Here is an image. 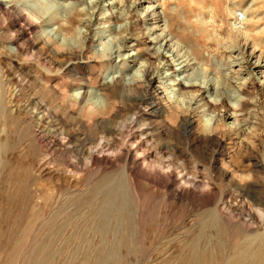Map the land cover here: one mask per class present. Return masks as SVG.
Returning a JSON list of instances; mask_svg holds the SVG:
<instances>
[{
	"label": "rangeland",
	"instance_id": "1",
	"mask_svg": "<svg viewBox=\"0 0 264 264\" xmlns=\"http://www.w3.org/2000/svg\"><path fill=\"white\" fill-rule=\"evenodd\" d=\"M48 1L54 7L33 18L18 11L19 4L9 11L0 6V264H95L105 257L90 248L99 242L95 211L104 191L118 186L132 227L118 261L107 264H194L192 245L199 240L195 244L216 261L234 255L237 241L264 238V88L256 83L264 68L253 66L264 65V0H93L121 18L113 24L120 34H106L114 51L123 47L121 36L140 50L159 47L149 43L150 28L163 26L166 32L172 25L169 39L193 63L189 74L215 82L218 99L226 92L248 101L242 103L243 134L249 138L244 143L232 132L241 121L225 117L240 104L235 100L214 118L185 110L167 123L154 119L149 110L157 98L151 100L155 91L144 82L146 57L137 64L104 62L96 26L83 44L77 23L62 31L73 37L75 48L56 45L42 30L51 25L59 32L58 18L74 5L57 6L78 1L85 8L90 0ZM55 10L62 16L49 20ZM160 65L153 73L165 78L171 72ZM118 81L123 98L112 95L111 113L99 116L86 100L96 90L109 102ZM79 90L83 98L72 97ZM166 95L173 100L176 92ZM167 97L160 102L169 107ZM191 116L208 127L217 121L222 126L210 139L203 127L187 133ZM101 120L107 126L100 127ZM144 159L145 167L134 165ZM166 172L173 179L161 178ZM182 178L183 186L176 183Z\"/></svg>",
	"mask_w": 264,
	"mask_h": 264
},
{
	"label": "bare ground",
	"instance_id": "2",
	"mask_svg": "<svg viewBox=\"0 0 264 264\" xmlns=\"http://www.w3.org/2000/svg\"><path fill=\"white\" fill-rule=\"evenodd\" d=\"M18 1H19V3H18ZM99 3H100V1L94 2L93 0H90L87 3V4H89V6L88 7L86 6L85 8L82 7L83 3L82 4L78 3V1H74L73 3H70V4H68V3L67 4H64V3L59 4L57 6L58 10L60 9L59 8L60 6L61 7H69L71 4H73L74 7L72 5L73 8H71V6H70V8H65L67 10L70 9V14L69 15L65 14L62 18H58V19H60L59 20L60 25L58 27L59 32H54L55 28L52 29L51 25H47L49 30L43 29L42 32L44 34H47L50 37H53V39L55 40L54 43L56 45H59V43H61L62 45H69V46H72L75 48V44H73L75 40L73 39V37L72 38L65 37L62 33L63 29L66 30L67 25H69L71 23H77L76 32H78V34L82 38L81 39L82 43L84 44L90 40V33H88V32H91V28L93 26H96L95 37L97 39L95 40V42L97 43L96 46L100 48V51L103 54L102 58L104 59V62H107L110 64V62L114 58H117V59H121V61H123L125 63L132 62V63L137 64V62L139 61V58H141L144 55L146 57L145 61L148 62V66L145 67L146 69H145V74H144V78H145L144 82H145V85H147V88L148 87L152 88L155 91L154 93L156 95H154V97L151 100L155 101L156 100L155 98H157V101L155 103L150 104V110H149L150 115L154 119H161L167 123L171 119H175V118L177 119L178 117H180L181 114H183L185 110H188V114H189V111H191L192 114L193 113L198 114L199 116H202L203 118L204 117L214 118V117H217V114L220 113V111L222 109H224V108L226 109V106H227L226 103L227 102H232L233 100H235L236 101L235 103L239 102L240 104L237 105V107L232 105L229 109H227L225 111V117L227 120L234 119L235 121H241V119L245 115V112H244V115L242 113L243 112V107H242L243 104L242 103H244V105H246V103L248 101L246 99H244V97L240 98V97L234 96L233 98H230L229 94H226V92L225 93L223 92L226 96H224L221 99H218L217 98L218 96H216V95L217 94L219 95L218 92L221 89L219 88V86L217 84H215V82L214 83L212 82V85L211 84L208 85L206 82V84H207L206 85L204 83L205 80H204V82H200V80L197 77L194 78L190 75L189 70L191 69V66L193 63L191 64L190 60L186 59V57L181 54L182 51L179 50V48L176 46V43L175 44L172 43L173 42L172 38L169 39L168 33L171 32L172 25H170L168 27L166 32H165L166 29H164L163 26L156 25V26H153L150 28L151 34H149V36H148L149 37L148 39L150 40L149 43H151L152 46H153V44L154 45L160 44L159 47L158 46L146 47L145 50H140L138 45H135V44L127 46L126 42L129 39L121 36L123 39V42H124L123 47L118 46V49L114 51V50L109 49L107 46V44L111 40L107 41L108 35L106 36V34H108V33L117 34V35L120 34V32L114 31L113 24H114V21L119 22V20H121V18H119L115 15L109 14V12L107 10H104V8L100 7ZM17 4L22 6V8L18 11H21V12L27 11V13H28L27 15H29V18L36 17V14L43 13V12H45L46 9H49L51 7L53 8L55 5L53 2H49L48 0H1L0 1V6L3 7L4 9H6L7 11L13 9L15 6H16V8H18ZM113 4L114 3H112V4L110 3L109 6H113ZM58 10H55L56 13L54 11V15L51 13L52 16L49 18V20L55 19V18L60 16ZM62 11H63V9H62ZM120 17H121V15H120ZM235 19L237 22L239 21L238 17ZM42 23H44V22H42ZM83 28H85V30ZM117 35H116V37H117ZM55 44H52V45L55 47L56 46ZM131 50H135L137 53L128 52ZM126 51H127V53L124 54V52H126ZM97 52H99V50ZM106 52H108L109 55H107ZM252 59H254V57H252ZM157 64H163V66L165 68L163 70L167 69V71L171 72V73H168V74L164 73L165 78L161 76L162 74L161 75L160 74L155 75L156 73H153V68ZM161 66L162 65H160V67ZM163 66H162V68H163ZM253 66H254V70H260V69L264 68V65L257 64L256 61H255ZM160 67H159V69H160ZM180 72H184L185 76L183 78L177 77V75ZM113 76L115 77V75H113ZM135 76H137L139 78V80L142 79V75H141V73H139V71H137ZM259 78H261V77H259ZM164 79L167 80L166 83H164ZM230 79H231V77H230ZM232 80H233V78H232ZM234 80H233V82H234ZM224 81H225V79H224ZM230 82H231V80L228 83H230ZM121 83H122L121 81H118V87L114 91L115 94L113 92H109V94H107V100L109 102H104L102 100V98H100L99 92L95 90V91L90 93L91 95H89L90 97L88 100H86L85 103L87 105L88 104L89 105H91V104L96 105L98 108V111H99L98 112L99 116L108 115L109 113H111L112 106H110V104H111L112 97H113L112 95H114V97L117 99H119V98L121 99L124 96L125 89H123V87L121 86ZM256 83L261 88H264V76H263L262 81H260V79H259V81H256ZM227 84H225V85H227ZM230 86H231V84H230ZM228 88H227V90L232 89V87H230V89H228ZM241 88H242V86H241ZM81 91L79 90L78 91L79 93L73 94L72 97H74V95H76L80 99L83 98V95L85 93L83 92V90H81ZM167 91H175L176 92L175 99L173 98V100H172L171 98H168L166 95ZM237 91H238V89H237ZM233 92H235V91H233ZM223 93H221V95H224ZM166 97H167V101L169 103V107L162 105L160 102L162 99H164ZM188 101H189V105L187 106L186 103ZM257 101H258V99H257ZM233 104H234V102H233ZM201 109H202V111L200 112L199 110H201ZM34 114H36V113L34 112ZM198 118L199 117H192V116L189 117L187 122H186L187 123L186 128H190L189 131L190 130L193 131L194 129H199L200 127H203L204 129H206L204 136L207 139H210V137H214L216 135V133L218 132V130L222 126V125L220 126V124H222L221 121H219L220 124L217 121L213 126L211 125L210 127H208V124H206L204 122V120L202 121V120H199ZM222 120H223V117H222ZM105 122L106 121L101 120L98 124L100 125V127L103 128V127L107 126V123H105ZM241 123H242V121H241ZM37 125H39V124L37 123ZM228 127H229V125H228ZM243 127L244 126L242 123L234 131H232V132H234L233 135H234L235 139L237 141L238 140L240 141L239 143H244L247 141V139H249V138H247L248 136L246 137L243 134L246 130V129L244 130V128H246V127H244V128ZM191 131L187 132V133H193ZM251 132H247V133H251ZM247 133H246V135H247ZM222 147H223V143L222 142L218 143V148L222 149ZM139 159H141V158H139ZM106 163L107 164H114V161L106 160ZM134 165L136 167H142V166L145 167L146 166V159H144L143 161H137L134 163ZM256 166H258V165H256ZM149 176H151V178L156 180V177H152V175H149ZM160 176H161V178H163V179L165 178L167 180L173 179V177H171V175H169L168 172L160 173ZM183 178L181 180H176V183L177 184L179 183L181 186L185 185L186 183L183 181ZM104 192H106V193L101 198L102 201L99 204L98 209L95 211V215L98 217V219L94 223V231L99 236V242L97 243V245L90 247V248L94 252H97L98 254L105 255V257H103V258L97 257L98 259L95 260V264H105L106 262L107 263H116V261H118L117 258L120 254L121 246L123 244H127V245L129 244V240H130L129 232H130V227H132V226H129L128 222L126 221L128 214H130L131 212L129 213V206L127 204L128 202H127L125 193L123 192L122 188L120 186H118V188L112 189L111 191H104ZM200 198L203 200L206 199V197H204V196H201ZM96 201H97V196H94V198H91L89 200V204L94 205L97 203ZM89 224H90V222H89ZM132 224H130V225H132ZM262 237H261V235H257V236H254V238H248L247 237V239H244L243 241H237V245H236V248L234 250V252H235L234 255H232L228 258H222L221 260H216V261L210 255V252H208L205 249L201 250L199 248V246L197 244H195V243H198L200 241L199 240L198 242H195L192 245L193 250H194V264H264V238H262ZM255 243H258L257 247H254Z\"/></svg>",
	"mask_w": 264,
	"mask_h": 264
}]
</instances>
